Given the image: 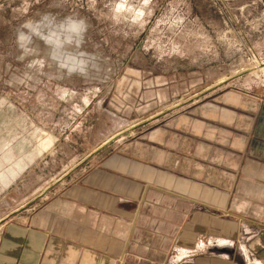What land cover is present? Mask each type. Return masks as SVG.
Masks as SVG:
<instances>
[{"label": "rangeland", "instance_id": "rangeland-1", "mask_svg": "<svg viewBox=\"0 0 264 264\" xmlns=\"http://www.w3.org/2000/svg\"><path fill=\"white\" fill-rule=\"evenodd\" d=\"M45 13L87 20L85 44L65 48L99 54L86 77L39 40L21 57L17 29ZM261 106L264 0H0V226L110 160L141 167L155 119L225 112L248 132ZM238 194L263 199L264 170L241 175Z\"/></svg>", "mask_w": 264, "mask_h": 264}, {"label": "crops", "instance_id": "crops-1", "mask_svg": "<svg viewBox=\"0 0 264 264\" xmlns=\"http://www.w3.org/2000/svg\"><path fill=\"white\" fill-rule=\"evenodd\" d=\"M219 116L153 120L141 167L110 160L2 224L0 264H264V198L235 195L264 170V106L248 132Z\"/></svg>", "mask_w": 264, "mask_h": 264}, {"label": "clouds", "instance_id": "clouds-1", "mask_svg": "<svg viewBox=\"0 0 264 264\" xmlns=\"http://www.w3.org/2000/svg\"><path fill=\"white\" fill-rule=\"evenodd\" d=\"M89 29L87 20L77 16L58 18L52 13H45L38 19H29L16 32V44L21 57L34 53L37 49L35 42L41 41L50 49L48 59L54 61L58 68L67 69L68 73L88 75V66L98 53L80 51L77 55L65 51L66 46L75 43L77 48L85 44Z\"/></svg>", "mask_w": 264, "mask_h": 264}]
</instances>
